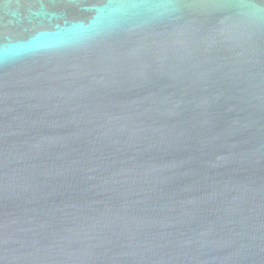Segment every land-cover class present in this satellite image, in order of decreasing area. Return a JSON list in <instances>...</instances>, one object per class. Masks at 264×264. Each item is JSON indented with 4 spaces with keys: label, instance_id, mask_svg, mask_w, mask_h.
<instances>
[{
    "label": "water",
    "instance_id": "obj_1",
    "mask_svg": "<svg viewBox=\"0 0 264 264\" xmlns=\"http://www.w3.org/2000/svg\"><path fill=\"white\" fill-rule=\"evenodd\" d=\"M0 264H264V0H0Z\"/></svg>",
    "mask_w": 264,
    "mask_h": 264
}]
</instances>
